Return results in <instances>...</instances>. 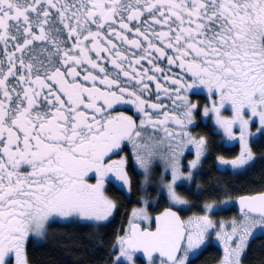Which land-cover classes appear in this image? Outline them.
Wrapping results in <instances>:
<instances>
[{
	"label": "snow or ice",
	"instance_id": "6c2138e0",
	"mask_svg": "<svg viewBox=\"0 0 264 264\" xmlns=\"http://www.w3.org/2000/svg\"><path fill=\"white\" fill-rule=\"evenodd\" d=\"M165 60L167 71L159 66ZM153 84L156 102H149ZM201 88L218 97L203 116L214 118L227 142L239 143L233 158L217 156L218 166L242 176L256 160L250 140L264 136V0H0V264H27L26 242L42 240L49 223L107 222L117 205L105 183L131 185L127 156H112L130 144L147 179L153 152L144 155L148 145L140 141L148 128L170 141L171 204L188 205L176 185L194 179L208 152L205 137L185 130L199 110L188 93ZM162 97L182 113L167 111ZM122 105L135 109L139 123L113 115ZM228 108L231 115H223ZM170 122L181 131H170ZM191 148L195 158L184 175L179 157ZM233 203L239 214L232 219L210 215ZM203 209L182 219L167 208L150 229L133 222L151 220L147 209L134 208L113 245L114 264H135L138 252L147 264L157 256L159 264H192L213 231L219 264H242L251 241L264 236V191Z\"/></svg>",
	"mask_w": 264,
	"mask_h": 264
},
{
	"label": "trees",
	"instance_id": "16d2710c",
	"mask_svg": "<svg viewBox=\"0 0 264 264\" xmlns=\"http://www.w3.org/2000/svg\"><path fill=\"white\" fill-rule=\"evenodd\" d=\"M209 124L197 128L196 131L204 133L208 141V152L202 163V168L195 173L194 179L187 190L183 187L179 192L184 195L192 205L189 212L202 211L206 200L220 201L222 198L233 201L236 197L264 191V136L260 135L250 141V147L256 157L255 163L244 175H235L231 171L219 170L215 164V157L223 155L233 156L236 148L225 146L217 139V135L210 132ZM129 170L131 169V165ZM157 173V171H156ZM132 190L128 197L117 189L108 190L109 197L117 207L107 222L92 223L81 221L52 222L47 225V235L42 242L30 239L26 242L25 255L27 264H113L116 252V239L123 232L124 224L133 205L138 198L140 177L132 173ZM156 179V177H154ZM197 185H200L198 188ZM150 200L157 198L158 206L149 207L151 215L162 209L165 196H157L154 186H149ZM235 211L234 205L228 209ZM179 209L180 213L183 211ZM215 214V213H214ZM219 256L215 246L209 245L192 264H207ZM14 259V258H13ZM10 261V264L14 260ZM139 264L145 261L137 260ZM158 261V260H157ZM159 262V261H158ZM242 264H264V236L253 239L242 259Z\"/></svg>",
	"mask_w": 264,
	"mask_h": 264
},
{
	"label": "flooded vegetation",
	"instance_id": "af4514ba",
	"mask_svg": "<svg viewBox=\"0 0 264 264\" xmlns=\"http://www.w3.org/2000/svg\"><path fill=\"white\" fill-rule=\"evenodd\" d=\"M138 55H139V53H138ZM143 63L145 64V66H147L146 62H143ZM166 64H167V62L165 60L159 66L160 67H164L165 70L167 71ZM108 68H109V71H112L110 65L108 66ZM172 71L173 72H178L179 70L176 69L175 67H173L172 68ZM188 82H191L190 79L188 80ZM150 87H151L152 96H151V100L149 102H156L155 85L154 84L153 85H150ZM188 97H189V100L191 102L198 104L199 110L193 113L195 123L193 125H190L185 130L188 131L190 133V135L195 136L196 138H199L201 136L205 137L203 135L204 133L201 134L198 131H196V129L197 128H201L202 126H205L206 124H209L211 126V128H212V130L210 129V132L212 134L217 135L218 136L217 139L221 143H223L227 147L236 148L235 154L233 156H229V157H226L225 156V158H230L231 159L235 155H237L239 153V143H238V141H236V142H229V144L226 143V139L223 137V134L221 132H216L214 130V127L210 123L209 118L211 116H209V117H204L203 116V110H202L201 107H203L204 104H207V105H210L211 106L212 101L213 100H218V97L210 96L208 94V92H207V89H203V88H201L199 90H191V91H189ZM147 98H148V94H145V99H147ZM160 103H163L164 105H166V110L167 111H170L174 115L179 116L182 113V111H183V109L180 108V107H174L173 104H172V101L169 100V99H167V98L162 97L161 100H160ZM221 111H222V114L223 115H225V113H230L231 114L230 108H228L227 111L225 109H221ZM119 112H124L126 115H133V118L136 120L137 123H139L140 116L138 114H134L135 113V109L131 105H122V106L116 107V111L113 112V115H115V114H117ZM154 119H155V116H154ZM167 127L169 128L170 131H174V132H177V133H179L181 131V129L178 126H176L175 124H172L171 122L167 125ZM235 131H236V133L238 135L239 134L238 129H236ZM181 139H182V137L177 136L173 141H171L172 146L175 147L176 143L179 142ZM140 143H145V144L148 145V148L143 153L144 155H147V151H149V150L153 152V155H152V157L150 158V161H149V163H150L151 166L155 164L156 159H161L163 156H170L171 155V149L169 148L170 141L167 138H165L164 132L162 130L153 131L151 128H148L145 131V133H144V139L142 141H140ZM179 150L180 149H178V151ZM121 156H127L126 171L128 173L129 180L131 181L130 190L127 189V192H126L125 189L124 190H120L115 185L106 182L105 183V193L108 195V190H110V189L113 188V189H117L118 191H122L125 195H127L129 197L130 194H131V190H132V177H131L132 173L134 175H136V176H139V177H140L141 174L138 172V170L133 169V166H131V169L129 170V166L128 165H131V164L133 165V161H135L134 156L132 154V148H131V145L130 144H127L126 146H124V150L122 152H120L119 155L112 156V159H119ZM205 157H206V155L201 158V163H200L199 168L196 169V170H193L194 171V175H195V173H197L202 168V163H203V160L205 159ZM194 158H195V152L192 149L191 150H188V149H184L183 150V155L179 157V162H180V166H181V172L182 171H188L189 172L190 169L188 167V164ZM216 158H217V156L215 157L216 167H217V169L221 170L217 166V160H216ZM156 171H157V169L155 170V173H156ZM89 182L90 183H94L95 180L92 179ZM191 182L192 181H190L189 185H187L188 188L191 185ZM182 187H183V185H178L176 187V190L178 191V193H179V189L182 188ZM183 188L184 189H187L186 187H183ZM111 199H113V198H111ZM185 199H187V198L185 197ZM150 201H152V200H150ZM159 203L161 204V206L163 205L162 209H164L165 207H169L166 199H165V202L164 201H161ZM139 204L141 205V207L142 206H145L147 209L149 207H156V206H158V202L154 203V202L147 201V203H145V201H139V200H137L133 205H131V208L132 207L135 208ZM188 205L189 206L192 205L191 202ZM202 210H203V207H202ZM234 210L237 211V212H239V209L236 207V205H234ZM182 211H183V213H180V214L183 217L185 213H184V210H182ZM158 212H154L152 214V216H154ZM209 245L215 246L218 249L219 256L216 259L213 258L207 264H219V261L222 258V247L219 245L218 241H216V242H209L207 246H209Z\"/></svg>",
	"mask_w": 264,
	"mask_h": 264
},
{
	"label": "rangeland",
	"instance_id": "374dc122",
	"mask_svg": "<svg viewBox=\"0 0 264 264\" xmlns=\"http://www.w3.org/2000/svg\"><path fill=\"white\" fill-rule=\"evenodd\" d=\"M205 106H209L210 107V105H207V104H204V106L203 107H201L202 108V110H203V108L205 107ZM231 114L230 113H225V116H230ZM245 118H247V116L245 117ZM209 121H210V123L212 124V126L214 127V130L216 131V132H221V131H219V130H217L216 129V126H215V124H214V118L211 116L210 118H209ZM259 126V124H258V120L256 121V122H254V123H252L251 125H250V128H249V130L251 131V132H253V133H256V130H257V127ZM222 133V132H221ZM223 134V133H222ZM260 135L258 134V136L257 137H259ZM256 137V138H257ZM256 138H254V139H256ZM251 141V140H250ZM226 143H228L229 144V142H227L226 141ZM194 152H195V149L194 148H191ZM169 156H163L161 159H156V161H155V164L154 165H150V163H149V169H148V173H147V179H146V174H145V171H144V169H142V168H140L139 167V165H137L136 164V162L135 161H133V165L131 164V166H133V169H136V170H138V172L141 174L140 175V187H139V190H138V198H137V200H139V201H149V202H154V203H156V202H158L157 201V198H154V199H152V201H150V199L148 198V195H149V186H154L155 188H156V192H157V196H165V198H166V200H167V203H168V205L169 206H171V207H174V208H176V209H180V210H184V216H183V218L184 219H187L188 217H190V216H193V215H197V214H200V215H202V214H204V209L201 211V212H199V213H195V212H189V211H187L188 210V208H189V205H186V206H179V205H172L171 204V202H170V200H169V197H168V193H167V189H166V187H165V184L166 183H168V182H170L171 181V169H170V166L168 165V163H167V158H168ZM227 159H230V158H227ZM135 164V165H134ZM189 165V164H188ZM217 166H218V163H217ZM219 167V166H218ZM157 169V173H155V170ZM222 170V169H221ZM182 173L184 174V175H187L188 174V171H182ZM154 176L156 177V179L154 178ZM189 183H190V181H185L183 184H181L179 181L177 182V185H176V187L178 186V185H183V187H186L187 189H188V186L187 185H189ZM187 189H185V190H187ZM125 191L127 192V188L125 189ZM177 193H178V191H177ZM180 193V192H179ZM178 193V195H180L182 198H184L185 199V197L183 196V195H181V193L179 194ZM106 194V193H105ZM107 195V194H106ZM108 196V195H107ZM109 197V196H108ZM110 199H111V197H109ZM225 198H222L221 200H224ZM235 200V199H234ZM219 201H210V200H206V201H204L203 202V205L205 204V203H218ZM140 205V204H139ZM136 206L135 208H146L145 206H142L141 207V205L140 206ZM234 205V203L231 205V206H233ZM231 206L230 207H220V208H218L214 213H210V215H212V218L214 219V220H216V221H220V220H230V219H232L233 217H235V216H237L238 214H239V212H237V211H229L228 209L229 208H231ZM134 208L132 207L131 208V210H130V213H129V215H128V218L126 219V223L124 224V228H123V232L122 233H120L119 235H118V237H117V239H116V242H117V240H118V238L120 237V236H123V235H125V232L129 229V220H130V218H131V213H132V210H133ZM147 209V208H146ZM148 212V211H147ZM148 215H149V217H151V214L150 213H148ZM152 218V217H151ZM81 221V222H91V221H83V220H80V219H78V218H71L70 220H68V221ZM68 221H61V222H68ZM133 222H138L139 224H141L142 226H144V227H150V224H151V220H149V221H144V220H135V221H133ZM92 223H96V222H92ZM101 223V222H100ZM44 239V238H43ZM43 239L42 240H36V239H33L35 242H42L43 241ZM217 240L215 239V232L213 231L212 232V236H211V238H210V242H216ZM119 256V247L117 246L116 247V252H115V254H114V256H113V264H114V262H116V258ZM122 259V258H121ZM156 259V262H157V264H159V259L158 258H155ZM14 260V259H13ZM138 259L134 256V261H135V264H139L138 263V261H137ZM158 260V261H157ZM13 263H15V260H14V262ZM145 264H147V261L145 262Z\"/></svg>",
	"mask_w": 264,
	"mask_h": 264
},
{
	"label": "water",
	"instance_id": "95a60500",
	"mask_svg": "<svg viewBox=\"0 0 264 264\" xmlns=\"http://www.w3.org/2000/svg\"><path fill=\"white\" fill-rule=\"evenodd\" d=\"M255 194V193H254ZM245 195H247V194H245ZM241 196V195H240ZM239 197V196H238ZM237 197V198H238ZM236 198V199H237ZM237 205V207L239 208V206H238V204H236ZM167 208H171V207H165L164 209H162L161 211H159L158 213H156L155 215H154V217L155 216H157V215H159L161 212H163L165 209H167ZM173 211H177V210H175L174 208H171ZM177 213L179 214V212L177 211ZM180 215V214H179ZM181 216V215H180ZM154 217H153V227L152 228H150V229H154ZM182 218V217H181ZM141 227V226H140ZM142 228V227H141ZM137 257H138V259H140L141 261H145V260H147V257H145L144 256V254L142 253V252H138V253H136L135 254ZM158 257V256H157ZM159 258V257H158Z\"/></svg>",
	"mask_w": 264,
	"mask_h": 264
}]
</instances>
